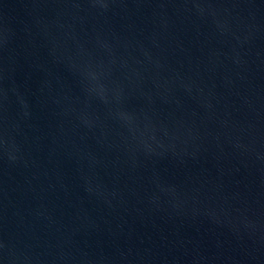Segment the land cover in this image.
<instances>
[{
	"label": "water",
	"instance_id": "water-1",
	"mask_svg": "<svg viewBox=\"0 0 264 264\" xmlns=\"http://www.w3.org/2000/svg\"><path fill=\"white\" fill-rule=\"evenodd\" d=\"M0 264H264V0H0Z\"/></svg>",
	"mask_w": 264,
	"mask_h": 264
}]
</instances>
